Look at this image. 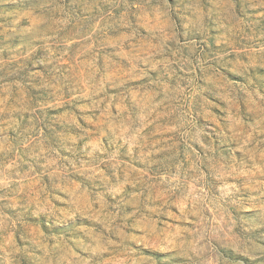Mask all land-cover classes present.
<instances>
[{
  "label": "clouds",
  "instance_id": "9594fccd",
  "mask_svg": "<svg viewBox=\"0 0 264 264\" xmlns=\"http://www.w3.org/2000/svg\"><path fill=\"white\" fill-rule=\"evenodd\" d=\"M0 264H264V0H0Z\"/></svg>",
  "mask_w": 264,
  "mask_h": 264
}]
</instances>
